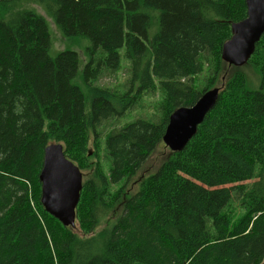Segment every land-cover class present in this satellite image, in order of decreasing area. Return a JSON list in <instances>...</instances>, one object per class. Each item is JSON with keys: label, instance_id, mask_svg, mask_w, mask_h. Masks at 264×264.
<instances>
[{"label": "trees", "instance_id": "obj_1", "mask_svg": "<svg viewBox=\"0 0 264 264\" xmlns=\"http://www.w3.org/2000/svg\"><path fill=\"white\" fill-rule=\"evenodd\" d=\"M37 8L89 43L82 70ZM246 17V0H0V264H264V35L244 67L222 58ZM213 89L145 175L171 115ZM51 144L83 174L76 229L41 203Z\"/></svg>", "mask_w": 264, "mask_h": 264}, {"label": "water", "instance_id": "obj_2", "mask_svg": "<svg viewBox=\"0 0 264 264\" xmlns=\"http://www.w3.org/2000/svg\"><path fill=\"white\" fill-rule=\"evenodd\" d=\"M247 17L232 24V36L223 45V60L244 67L264 35V0H246ZM219 89L204 93L191 107L178 108L170 117L163 142L171 152H181L190 143L213 109ZM41 203L64 227L76 229V209L83 189V174L64 154L61 144L45 148L40 173Z\"/></svg>", "mask_w": 264, "mask_h": 264}, {"label": "rangeland", "instance_id": "obj_3", "mask_svg": "<svg viewBox=\"0 0 264 264\" xmlns=\"http://www.w3.org/2000/svg\"><path fill=\"white\" fill-rule=\"evenodd\" d=\"M39 10V12L41 14H43L48 22H49V31H50V37H51V41H52V50H51V55L52 56H56L57 53H59L62 50H65L67 48H72L75 51H77L80 56H81V70L84 67L85 63H86V59L84 56V50L87 46H89L88 42H84L81 41L78 44H71L68 41L65 40V38L58 32V30L56 29L54 23L52 22L51 19H49L47 17V14L44 13V11L40 10L39 8H37ZM245 73L247 75H249V79L251 80L250 82H256L257 81V77H256V73L250 68V67H245L244 68ZM119 79L117 80V83L122 81V76H123V72H120L118 74ZM222 81V79H221ZM101 85H106V86H113L116 84V80L113 78H104L102 81H100ZM221 86V85H220ZM218 87V86H217ZM149 110V109H147ZM135 116H138L139 114H137V112L134 114ZM169 153V149L166 146H163L161 148H159L157 150V152L155 153L156 155L152 158V160H149V162L146 164L145 166V175L149 174L150 172L156 170L157 167H159L161 160ZM136 188V186H133V190ZM78 231H80L79 229H77ZM82 234V233H81Z\"/></svg>", "mask_w": 264, "mask_h": 264}, {"label": "bare ground", "instance_id": "obj_4", "mask_svg": "<svg viewBox=\"0 0 264 264\" xmlns=\"http://www.w3.org/2000/svg\"><path fill=\"white\" fill-rule=\"evenodd\" d=\"M166 146V145H165Z\"/></svg>", "mask_w": 264, "mask_h": 264}]
</instances>
